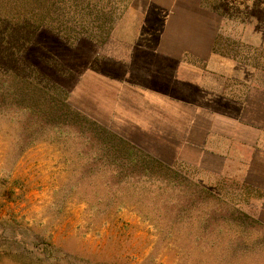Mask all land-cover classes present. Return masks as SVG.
Instances as JSON below:
<instances>
[{"label":"rangeland","instance_id":"374dc122","mask_svg":"<svg viewBox=\"0 0 264 264\" xmlns=\"http://www.w3.org/2000/svg\"><path fill=\"white\" fill-rule=\"evenodd\" d=\"M0 77L9 258L264 264V0H0Z\"/></svg>","mask_w":264,"mask_h":264},{"label":"trees","instance_id":"16d2710c","mask_svg":"<svg viewBox=\"0 0 264 264\" xmlns=\"http://www.w3.org/2000/svg\"><path fill=\"white\" fill-rule=\"evenodd\" d=\"M173 11L170 12V14ZM200 30L203 31L201 33V37L200 40L198 42H196V45L198 47L201 46H206V45H210L209 51L210 53H212L213 51V45L215 43L216 40V36L212 37V35L203 27H200ZM7 57L9 58V61H11V68H10V73L13 76H16L17 73L16 71L13 69L16 57L12 54V55H3V61H8ZM10 63V62H9ZM4 66V65H3ZM1 79V77H0ZM109 152L112 153L113 155H123L124 157L127 158V160L124 162V164H118L116 165V171L118 173H126V172H133V171H140L142 170L146 175L149 174L151 171L149 169V167L147 166L146 163L143 162H137V161H131L129 158L130 156H132V150L130 149L128 144H116L115 146H112L110 149L106 150V152L104 151V154H107ZM151 169L157 171L160 168H164V166L166 167L167 165L164 164L161 161L158 160H153V163L151 164ZM9 221L10 219L6 220V219H1L0 220V239H4L5 237V233L9 232L10 234H13V236H17V232L16 230H14V227H12L11 225H9ZM2 244V246H0V264H6L8 261L10 264H33L32 260H28V259H16L13 260L11 258H9L10 255V246L7 244L6 246H4Z\"/></svg>","mask_w":264,"mask_h":264},{"label":"crops","instance_id":"0c3cea01","mask_svg":"<svg viewBox=\"0 0 264 264\" xmlns=\"http://www.w3.org/2000/svg\"><path fill=\"white\" fill-rule=\"evenodd\" d=\"M181 50L188 53V50L187 49L186 50L185 49H181ZM203 51L205 52V50H203Z\"/></svg>","mask_w":264,"mask_h":264}]
</instances>
